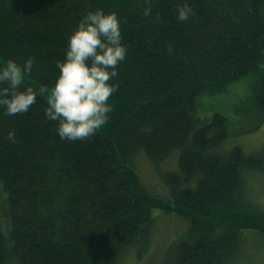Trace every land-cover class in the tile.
<instances>
[{
	"label": "trees",
	"instance_id": "trees-1",
	"mask_svg": "<svg viewBox=\"0 0 264 264\" xmlns=\"http://www.w3.org/2000/svg\"><path fill=\"white\" fill-rule=\"evenodd\" d=\"M188 2L193 12L179 21L183 0H0V56L19 63L34 56L26 78L45 89L86 10L116 12L128 49L110 119L84 140L60 139L36 89L27 113L0 107V264H121L127 251L146 247L161 200L145 194L134 167L140 153L159 163L179 152V170L165 176L178 215L210 219L222 209L264 225L247 183L264 169V149L224 151L228 118L216 113L204 123L196 114L204 95L254 74L253 101L264 113V0ZM12 129L16 143L7 138ZM188 227L189 239L167 250L172 264H227L241 252L233 225Z\"/></svg>",
	"mask_w": 264,
	"mask_h": 264
},
{
	"label": "clouds",
	"instance_id": "clouds-1",
	"mask_svg": "<svg viewBox=\"0 0 264 264\" xmlns=\"http://www.w3.org/2000/svg\"><path fill=\"white\" fill-rule=\"evenodd\" d=\"M192 12L188 0H183L177 5L176 18L185 21ZM150 14L151 9L145 8L144 15ZM127 51L117 13L102 8L86 10L68 36L64 57L56 62L58 75L47 90L44 115L57 122L61 140H84L109 121L114 108L109 99L119 87L114 78ZM35 63L34 56L23 63L11 58L0 63V107L4 114L27 113L36 103L37 91L25 83ZM7 138L16 143L14 129Z\"/></svg>",
	"mask_w": 264,
	"mask_h": 264
},
{
	"label": "rangeland",
	"instance_id": "rangeland-1",
	"mask_svg": "<svg viewBox=\"0 0 264 264\" xmlns=\"http://www.w3.org/2000/svg\"><path fill=\"white\" fill-rule=\"evenodd\" d=\"M5 60L0 56V63ZM260 80L258 74L245 77L234 83L225 91L217 94H206L200 99L197 116L206 123L216 113L228 118L230 137L222 145L224 151L239 146L246 154H257L264 149V113L254 103L255 88ZM25 83L47 97V90L33 80L25 78ZM134 167L141 175L145 194L161 201H154L155 223L150 242L146 247L131 249L126 252L121 264H172L167 250L189 239L191 230L188 227L193 221L204 227L233 225L242 233L241 252L227 264H264V225L252 215L217 210L210 219H189L178 215L172 207L171 192L166 175L179 170V152H174L166 160L155 163L144 153L135 157ZM249 198L264 208V169L247 174ZM1 216L5 234H10L11 226L7 214L6 201L2 206ZM11 264H19L16 261Z\"/></svg>",
	"mask_w": 264,
	"mask_h": 264
}]
</instances>
